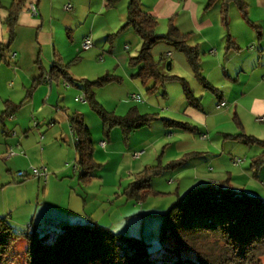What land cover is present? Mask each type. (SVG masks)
I'll return each mask as SVG.
<instances>
[{
	"label": "crops",
	"instance_id": "1",
	"mask_svg": "<svg viewBox=\"0 0 264 264\" xmlns=\"http://www.w3.org/2000/svg\"><path fill=\"white\" fill-rule=\"evenodd\" d=\"M29 1L36 3L38 16L32 17L23 7L17 13L11 36L4 20L9 8L13 7V3L17 1L0 0V215L13 222L16 220L28 225L58 224L71 219H74L76 223L85 219L93 222L88 216L85 217V205L83 206L80 201L73 202L71 196L74 192L84 190L85 184L74 177L79 171L75 164L76 138L71 129L70 118L74 113L84 118V114L82 112L67 114L65 101L68 95H74L83 89L78 85L68 84L62 77L51 79L50 70L54 62L66 66L65 63L77 55L75 62L69 65L70 68L66 66V71L76 81L87 79L93 70H90L91 66L98 65L90 55V53L95 54L92 52L94 49L100 54L107 53V58L112 65L110 68H113L115 72L118 67V73L119 71L121 73L117 74L119 75L117 80L113 81L118 84L110 83L101 87V93L106 92L112 98L117 97L118 100L129 98L130 94H136L133 90L137 87L134 80L137 79L138 67L129 64V58L133 56H130L128 51L131 48L130 45L141 47V42L131 27L121 29L127 19L129 0H28L27 2ZM243 1L247 6L249 21H246L238 11L241 19L252 27L251 33L237 23L235 16H232L234 24L230 26L229 21L227 29L223 26L218 10L220 0L214 3L217 4V9H211V6L206 8L207 0H140V5L144 12L157 20L156 28L163 25L167 29L168 20L172 18L180 31L190 32L188 44L197 47L202 74L212 85L211 79L208 78L209 74L204 73L206 62L203 59L206 54L201 57L200 50L203 53L207 50L208 54L213 56L210 61L211 70L223 68L229 80L232 78L239 80L241 76L253 73L259 65H262L260 73L264 81V0ZM67 3L72 6L70 10L63 8ZM210 12H216V16ZM23 28L37 29L36 39L40 33H48L40 37V50L37 54L35 46L26 47L16 41V39L19 40V33ZM227 33L236 48L226 49ZM61 34L64 39H61ZM114 34L118 35L111 44V36ZM195 34L199 36L198 40L190 43ZM85 37H90L92 46L82 50L81 42ZM255 38L257 41H262L256 48L248 45ZM107 42H110V47L108 51H105ZM43 46L46 51L41 53ZM244 46L245 49H243ZM87 51L89 53L85 54ZM151 52L154 59L163 57L161 64L164 71L169 72L176 66L184 74L172 75L179 77L185 75L189 79H196L186 56L173 46L158 42ZM100 54L99 56H102ZM262 80L258 79L257 85L262 86ZM120 81H124L125 85L122 86ZM248 87H244L234 95L224 96L223 93H218L219 98L215 102V110H218V113L213 115L212 119L216 120L222 115L228 116V111L235 107L238 109L241 98L247 96L249 110L255 115V120L264 122V120H257L258 117L264 116V90L257 95L255 94L256 86L248 85ZM221 102L224 106L218 107ZM82 104L85 103L82 102ZM137 109L139 111L138 107ZM191 109L196 111L199 107L187 106L186 111L194 116H191L194 123L198 122L203 126L198 128L190 124L195 128L193 131L177 128L169 132L167 136L169 138L167 144L172 148L175 157L179 159L185 153H192L180 167L189 165L187 161L192 158H205L212 148L208 142L207 117L203 111L193 113ZM234 113L237 115L235 110ZM215 124L217 122H214L215 128L221 126V124L217 126ZM149 126L143 128H149ZM202 134H206L207 137L202 139ZM141 145H147L149 148L154 146L153 142L146 144L144 141ZM106 146L105 144L100 148L105 149ZM10 149L17 152L22 150L23 153L7 157ZM136 152L139 153L138 156H134ZM143 152L142 149L134 151L132 158L137 159L143 156ZM93 156L95 157V154ZM237 159L239 161L235 163ZM240 162L239 158L232 159L234 165H239ZM191 165L192 176L184 175V172L178 174L181 178L188 177L191 185L196 187L216 185L225 181L219 174H216V177L206 174L199 168L200 162L192 161ZM30 166H46L49 171L47 179L16 177L17 171L26 170ZM261 179H264V171L261 173ZM178 181L182 180L178 178ZM227 181L238 190L250 187L256 190L254 186L234 182L230 174ZM256 193L262 195L261 192ZM75 195L77 197V194Z\"/></svg>",
	"mask_w": 264,
	"mask_h": 264
},
{
	"label": "trees",
	"instance_id": "2",
	"mask_svg": "<svg viewBox=\"0 0 264 264\" xmlns=\"http://www.w3.org/2000/svg\"><path fill=\"white\" fill-rule=\"evenodd\" d=\"M9 8L5 24L12 36L17 13L25 7L28 0H15ZM217 0H207L206 8ZM232 2L247 18V6L243 0H220V15L223 26L228 27V5ZM157 20L141 9L140 0H129L127 19L122 28L131 27L138 35L141 47L136 56L129 58V64L138 67L136 78L146 86L148 92L155 91L157 85L168 80H179L186 98L187 106L198 108L199 100L193 96L183 77L169 74L162 68L161 60L154 59L152 48L158 42H165L182 52L192 69L195 78L204 88L217 93L202 74L199 51L188 44L190 32H182L169 18L165 33L156 34ZM236 48L229 34L226 35V49ZM166 64V63H165ZM51 79L62 77L68 84L82 87L91 107L102 119L104 133L117 125L125 136L141 127L148 126L155 116L140 113L132 107L123 116L107 112L95 99L94 89L117 80L113 74H105L94 80L72 79L66 66L54 62L50 70ZM151 83L148 85V82ZM165 94V91H163ZM217 98L218 95H217ZM6 111V110H5ZM233 119L242 130L243 126L234 113ZM182 130L193 131L188 123L168 121ZM71 129L75 135L76 166L78 179L88 183L92 171L100 164L94 160V141L89 127L83 118L74 113L70 118ZM236 139L245 144H259L264 148V140L246 135L240 131ZM192 153H185L168 167L181 166ZM264 163V150L252 157L251 166L260 167ZM144 170L159 173L157 166ZM143 170V171H144ZM143 173L126 188L127 197L140 201L150 193L147 189L149 177ZM211 235L216 246H206L200 239ZM159 238L160 247L152 250L150 243L141 237L124 233H114L109 227L87 220L70 224L29 225L17 229L5 216L0 215V264H263L264 258V200L238 190L222 181L216 185L198 186L187 191L162 215ZM23 246L21 256L17 252Z\"/></svg>",
	"mask_w": 264,
	"mask_h": 264
},
{
	"label": "rangeland",
	"instance_id": "3",
	"mask_svg": "<svg viewBox=\"0 0 264 264\" xmlns=\"http://www.w3.org/2000/svg\"><path fill=\"white\" fill-rule=\"evenodd\" d=\"M216 6L217 4H214L210 8L217 9ZM210 13H214L216 16V12ZM227 16L228 22L230 21V26L234 24L232 16H235L237 23L245 30L250 33L253 30L252 27L241 19L236 5L232 2L228 5ZM166 30L167 29L163 27V25H160L156 28V34H163ZM36 31L38 30L23 28L20 30L21 33H19V40L16 39V41H19L22 45H26V47L35 46L37 54V51L40 50V37L42 38V36H46L48 33H40L36 39ZM117 35L118 34H114L111 36V44ZM192 38L190 43L194 42V40H198L199 36L195 34V37L192 36ZM61 39H64L62 34ZM261 42V40L257 41L255 38V40L248 45H253L256 48ZM130 46L131 48L128 51L130 56H136L140 49V45ZM109 47L110 42H107L104 48L105 51H108ZM245 48L244 46L243 49ZM45 51L46 49L43 46L40 52L44 53ZM92 52L95 54L90 53V55L98 65L93 64V66H91L90 70H93L92 73L89 74L90 77H87V79H96L105 74H113L117 77L119 76L117 74H121L120 71L118 73V67L115 69V72L112 70L113 68H110L112 65L109 62V58H107V53L103 52L104 54H100L97 51L95 52L94 49ZM200 52H202L201 57L206 54L203 59L206 62L205 67L203 64L204 73L207 72V74H209L208 78L211 79V84L218 89V92L215 94L204 88L197 79H189V77H185V75L181 76H184L183 78L187 80L188 86L193 92V96L199 100V109H196V111L191 109L192 112L203 111V114L207 117L208 142L212 145V148L207 152L206 159L192 158L188 160L187 163L191 164L192 161L193 163L200 162L199 168L212 177H216V174H219L220 177L223 176L222 179L227 180L230 174L234 182L240 184L244 183L256 188V190L250 189L251 187L242 190L264 200V186L261 183V181H264V179H261V173L264 171V163H262L260 167L251 166L252 157L260 154L264 148L259 144H245L242 140L235 138L237 133L243 131L246 135L264 140V122H257L255 120V115L249 110V97H242L238 103V109L236 107H233L234 109L232 110L230 109L231 111H228V116L222 115V117L216 118V120L212 119L213 115L218 113V110H215V102L218 99V93L220 94L221 92L224 96L234 95L240 92L239 90H243L244 87H248V85L256 86L255 94L257 95L264 90V81L262 80V73H260L263 66L259 65L253 73L241 76L239 80H233V78L229 80L226 78L223 68H214L211 70L210 61L213 56L209 55L207 50L204 51L205 53H203L202 50H200ZM87 53H89V51L85 52V54ZM99 54L102 56H99ZM100 57L106 59V61ZM76 59L77 55L73 56L72 59L65 63L66 66H71ZM207 69H209V71H207ZM168 73L184 74L176 66ZM258 79L263 81V83L261 82L262 86L257 85L259 82ZM113 81L107 84H118V82ZM134 81L137 87L133 91L140 95L141 101L139 102H133L128 97L118 100L117 97L112 98V96L106 92L102 94L100 88L103 86L94 89L96 101L107 112L117 116H123L130 108L137 106L140 113H148L155 116L150 122V126L148 125L149 128L141 127L130 132L127 136L124 135L121 128L117 125L113 126L109 131V135L106 136L102 119L97 111L91 107L89 101L85 100V102H83L85 104L75 101V98L81 95L83 91H78L74 95H68L65 101L66 113L82 112L84 114V122L89 127L91 137L94 141V160L96 163L100 164L99 167H96L91 172V180L85 183V189L74 192L71 196L73 197V202L76 203V201H80L83 206L85 205V217L88 216L93 222L97 221L100 225L109 227L114 233H124L141 237L143 240L149 242L150 249L154 250L161 245L159 233L162 215L176 202L178 195L182 197L188 190L196 187V185H191V180L188 177L181 178V176L178 175L179 172H184V175L192 176V165L190 166L189 164L182 167L178 165L175 167L167 166L175 160H178L172 148L167 144V140L169 139L167 136L169 132L177 128L179 129V127L175 124L168 123L166 120L188 123L193 126L196 125L198 128H201L203 124H198V122L194 123V121L191 120L192 115L187 113V100L179 80H168L163 85L158 84L155 91L152 92H148L146 86L143 85L139 79H135ZM119 83L122 86L125 85L124 81H120ZM150 83L151 81L148 82V85ZM71 87L74 86L71 85ZM163 91H165V94H163ZM234 110L237 112L238 118L243 126L242 130L233 119ZM214 122H217V124H215L216 126L218 124H221V126L215 128V126H213ZM101 140H105L106 142L105 144L107 146L105 149L100 148L99 142ZM142 141L146 144H151L153 142L154 146L152 147L151 145L150 147L152 148L147 147V145L143 146L141 145ZM42 145H45L44 141ZM141 149L144 150L143 156L133 159V152ZM233 158H239L241 160L240 164L234 165L232 163ZM148 166L149 168L150 166H157L160 172L154 173L149 170H144L145 167ZM209 167H211V169H209ZM141 173L145 175L144 177H149L150 181L147 189H150L151 192L147 193V196L140 202L134 198L127 197L124 191L131 182L137 180L138 175ZM74 177L78 180V174ZM178 178L182 181H178ZM256 192H261L262 195ZM75 194H77L80 200L77 199ZM73 220L74 219H71L67 222L70 224L76 223ZM8 221L17 229L29 226L28 223L21 224L22 222H17L16 220L14 221L17 223L9 219ZM85 222L86 219L82 221V223ZM200 243L206 246L211 245L213 249L214 246H216L214 237L211 235L201 238ZM22 244L24 243H20L17 248L19 256L23 254ZM261 260L264 264V258Z\"/></svg>",
	"mask_w": 264,
	"mask_h": 264
},
{
	"label": "built area",
	"instance_id": "4",
	"mask_svg": "<svg viewBox=\"0 0 264 264\" xmlns=\"http://www.w3.org/2000/svg\"><path fill=\"white\" fill-rule=\"evenodd\" d=\"M71 4L67 3L64 5V9L65 10H70L71 9ZM25 9L27 10V12L32 16V17H37L39 12H38V9H37V6H36V3L34 1H29L26 3L25 5ZM92 46V42H91V39L90 37H85L82 42H81V49L82 50H87L89 49L90 47ZM127 47V46H126ZM129 99L132 100V101H135V102H139L141 101V97L137 94H130L129 95ZM76 101H79V102H85L86 100V95H85V92L83 91L81 95H79L78 97L75 98ZM220 106H224V103L221 102L218 107ZM258 121H263L264 120V116L262 117H258L257 118ZM207 137L206 134H202L201 135V138L202 139H205ZM105 141L102 140L99 142V145L104 147L105 146ZM18 153H23L22 150L20 151H15L14 149H10L8 152H7V157H12ZM139 153H134V156H138ZM239 160H235V163H237ZM16 177L18 179H26V178H36V179H42V180H46L48 175H49V171H48V168L46 166H39V167H36V166H30L28 169L26 170H19L17 171L16 173ZM262 185L264 186V182H262Z\"/></svg>",
	"mask_w": 264,
	"mask_h": 264
}]
</instances>
